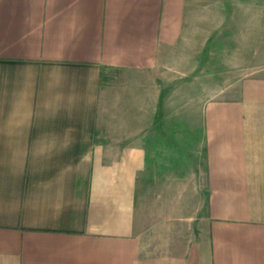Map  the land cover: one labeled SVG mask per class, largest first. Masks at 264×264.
I'll list each match as a JSON object with an SVG mask.
<instances>
[{
    "label": "crops",
    "instance_id": "1",
    "mask_svg": "<svg viewBox=\"0 0 264 264\" xmlns=\"http://www.w3.org/2000/svg\"><path fill=\"white\" fill-rule=\"evenodd\" d=\"M206 6L0 0V264H264V75L97 143L104 73L206 49Z\"/></svg>",
    "mask_w": 264,
    "mask_h": 264
},
{
    "label": "rangeland",
    "instance_id": "2",
    "mask_svg": "<svg viewBox=\"0 0 264 264\" xmlns=\"http://www.w3.org/2000/svg\"><path fill=\"white\" fill-rule=\"evenodd\" d=\"M206 2L207 38L195 40L206 49H169L166 61L152 71L104 73L99 146L108 142L110 127L131 131L136 122L150 124V119H137L135 113L174 111L176 116L168 121L181 125L182 111L200 109L202 98H228L231 85L264 75V0ZM221 90L227 91L220 94Z\"/></svg>",
    "mask_w": 264,
    "mask_h": 264
}]
</instances>
